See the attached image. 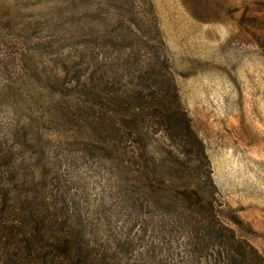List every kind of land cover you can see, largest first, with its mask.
I'll use <instances>...</instances> for the list:
<instances>
[{"label": "rangeland", "instance_id": "obj_1", "mask_svg": "<svg viewBox=\"0 0 264 264\" xmlns=\"http://www.w3.org/2000/svg\"><path fill=\"white\" fill-rule=\"evenodd\" d=\"M141 75L177 95L202 154L179 153L158 116L120 125L127 112L109 107ZM100 80L106 107L94 104ZM95 110L109 134L122 130L108 158L89 139ZM130 140L167 190L134 180L121 160ZM13 177L16 207L35 179L80 218L91 254L115 264L214 262L203 213L190 224L172 195L181 184L264 257V0H0L2 186Z\"/></svg>", "mask_w": 264, "mask_h": 264}, {"label": "trees", "instance_id": "obj_2", "mask_svg": "<svg viewBox=\"0 0 264 264\" xmlns=\"http://www.w3.org/2000/svg\"><path fill=\"white\" fill-rule=\"evenodd\" d=\"M144 74L146 75V72ZM139 78L138 83L131 81L124 85L123 89H121L123 86L121 84V87L117 89L119 93L115 92L120 95L113 98L114 106L109 109L115 115L127 112L129 116L128 120L121 117L120 125L128 127L134 123L139 126L142 116H158L160 118L158 124L167 137L172 141H179L182 146L179 153L198 154L201 152L202 154V148L198 145L199 141L194 136L191 137L188 132H184L186 125L185 120L179 114L177 95L171 93L170 87L165 90L161 81L158 84L148 81L149 79L147 80V77L142 75ZM97 85L100 90L96 87L94 104L96 107H106L104 94L107 91L105 88L107 85L103 80H100ZM95 113L96 116L90 129L92 135L89 139H92L95 144L98 143L100 146H95L104 152L105 158H108L111 156L108 138L114 133L118 137L122 136L120 132L122 130L120 127L110 129L111 134H109L106 121L110 115L108 116L101 110H95ZM110 120L115 121V117H111ZM137 126L129 132L134 133L139 130ZM189 143L195 149L193 147L187 149L186 146ZM135 144L136 141L131 142L130 140V143H126L122 148L121 160L130 165L129 169L127 166V170L135 173L134 180L137 184L140 185L143 181L142 186L156 187L164 192L167 190V186H164L166 180L164 178L158 180L159 177L154 176L157 173L156 165L154 164L151 168L145 163L143 161L145 150L138 151L140 148ZM31 183L33 184L29 187L27 196L23 195L26 203L16 207L15 205L22 196L15 195V193L21 185L17 184L15 177L12 178L8 188L3 187L0 181V264H115L105 260L104 257H99L97 253L91 254L88 247L89 241L86 239L87 232L81 226L80 218L76 217L74 220L69 215H65L64 203L61 206L63 211H59L57 207L59 201H53V195L44 191L46 186L37 189L38 184L35 183V179ZM176 187L177 189L173 188L172 191L175 190L178 196L174 193L172 195L176 201L182 203L181 207L184 211H187L185 217L193 225L197 221V214L203 213L204 223L208 225V228H205L207 235L215 242L211 245L218 246L214 262L206 264H264V257L256 247L236 236L231 227L214 219L215 209L212 204L206 205L205 197L196 186L181 184V187L180 185ZM198 223L201 222L198 221ZM200 237L201 234L197 238L198 242L194 244L197 246L195 251L198 253L209 246L208 243L200 240ZM158 264L166 263L159 262Z\"/></svg>", "mask_w": 264, "mask_h": 264}]
</instances>
